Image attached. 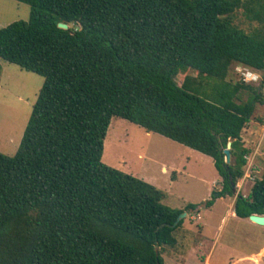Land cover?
<instances>
[{
    "label": "trees",
    "instance_id": "1",
    "mask_svg": "<svg viewBox=\"0 0 264 264\" xmlns=\"http://www.w3.org/2000/svg\"><path fill=\"white\" fill-rule=\"evenodd\" d=\"M17 1L31 16L0 29V57L45 82L17 153L0 151V264H165L184 210L103 161L112 118L211 156L223 186L206 206L234 196L264 104V0ZM234 207L264 215V172Z\"/></svg>",
    "mask_w": 264,
    "mask_h": 264
},
{
    "label": "rangeland",
    "instance_id": "2",
    "mask_svg": "<svg viewBox=\"0 0 264 264\" xmlns=\"http://www.w3.org/2000/svg\"><path fill=\"white\" fill-rule=\"evenodd\" d=\"M30 16L29 4L0 0V29L14 21H28ZM243 26L250 29L248 25ZM189 74L197 75V71L182 72L176 81L182 84ZM231 77L234 80L259 78L252 81L259 84L262 72L236 64ZM44 82L42 75L0 57L1 152L17 153ZM242 137L251 152L247 156L244 176L236 185L237 193L218 198L213 205L206 206L203 204L213 199L223 186V178L211 156L159 133L148 132L124 118H112L103 161L157 186L165 193L163 202L166 205L188 213L175 233L177 245L165 246L162 250L165 264H209L206 263L209 257L210 264H264V257L262 261L254 257L240 259L261 248L264 230L251 221L227 215L238 192L248 195L256 178L264 172V104L258 105ZM190 204L197 207L193 210L189 208Z\"/></svg>",
    "mask_w": 264,
    "mask_h": 264
},
{
    "label": "water",
    "instance_id": "3",
    "mask_svg": "<svg viewBox=\"0 0 264 264\" xmlns=\"http://www.w3.org/2000/svg\"><path fill=\"white\" fill-rule=\"evenodd\" d=\"M59 26H60V27H63V28H68V27H69V25H68L67 23H63V22L59 23ZM231 147H232V142L230 141V142L228 143V147H227V148L225 149V151H224L225 154H226V161H227L228 163L231 162V159H232ZM233 190H234V192H235V194H236V193H237V187H236V185H234ZM203 205H206V202H205ZM203 205H201V206H203ZM201 206H200V207H201ZM187 215H188L187 212H182V213L178 216L176 222H175L174 224H172V226H173V227L177 226L178 223L181 221V219L185 218ZM250 218H251V220L255 221L256 223L261 224V225H264V215H260V214H252V215L250 216ZM158 250H159V249H158Z\"/></svg>",
    "mask_w": 264,
    "mask_h": 264
},
{
    "label": "crops",
    "instance_id": "4",
    "mask_svg": "<svg viewBox=\"0 0 264 264\" xmlns=\"http://www.w3.org/2000/svg\"><path fill=\"white\" fill-rule=\"evenodd\" d=\"M226 197H231V196H226ZM219 198H224V197H219ZM218 199V198H217ZM216 199V200H217ZM235 201H236V198L232 200V202L230 203V210L228 211L227 215L229 217H232V218H238L239 216H237L236 212H235ZM200 218V216H198ZM226 217V216H225ZM224 217V218H225ZM239 218H242V217H239ZM243 219H246L248 221H251L255 226L261 228L262 230H264V225H261V224H258L256 223L255 221L251 220L250 217L248 218H243ZM263 251H264V244L261 246V248L257 251V252H252L250 254H246L244 255L243 257H241L240 259H250L251 257H256L258 260L257 261H262V258L264 257L263 255ZM209 259H211V257H209ZM206 260V263H209L210 264V260ZM260 259V260H259ZM257 261H255V263H257ZM259 264V263H257Z\"/></svg>",
    "mask_w": 264,
    "mask_h": 264
},
{
    "label": "built area",
    "instance_id": "5",
    "mask_svg": "<svg viewBox=\"0 0 264 264\" xmlns=\"http://www.w3.org/2000/svg\"><path fill=\"white\" fill-rule=\"evenodd\" d=\"M256 78H257V77H256ZM243 80H244V81H247V82H252V81H256V80L258 81V80H259V78H258V79H256V80H255V79H252V80H247V78H246V79L244 78Z\"/></svg>",
    "mask_w": 264,
    "mask_h": 264
},
{
    "label": "bare ground",
    "instance_id": "6",
    "mask_svg": "<svg viewBox=\"0 0 264 264\" xmlns=\"http://www.w3.org/2000/svg\"><path fill=\"white\" fill-rule=\"evenodd\" d=\"M254 259L258 260L256 257H254Z\"/></svg>",
    "mask_w": 264,
    "mask_h": 264
}]
</instances>
